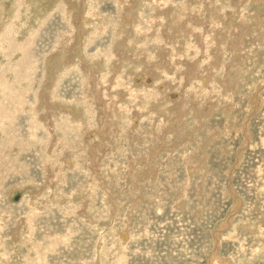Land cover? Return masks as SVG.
I'll use <instances>...</instances> for the list:
<instances>
[{
    "label": "rangeland",
    "instance_id": "rangeland-1",
    "mask_svg": "<svg viewBox=\"0 0 264 264\" xmlns=\"http://www.w3.org/2000/svg\"><path fill=\"white\" fill-rule=\"evenodd\" d=\"M215 259L264 264V0H0V264Z\"/></svg>",
    "mask_w": 264,
    "mask_h": 264
},
{
    "label": "bare ground",
    "instance_id": "bare-ground-1",
    "mask_svg": "<svg viewBox=\"0 0 264 264\" xmlns=\"http://www.w3.org/2000/svg\"><path fill=\"white\" fill-rule=\"evenodd\" d=\"M196 17V16H195ZM203 18V17H202ZM240 25V24H239ZM207 42V41H206ZM210 64V63H209ZM214 75V74H213ZM96 76V75H95ZM214 77V76H213ZM213 79V78H212ZM199 80V79H198ZM212 81V80H211ZM89 83V82H88ZM207 84V83H206ZM100 87V86H99ZM206 89V88H205ZM198 92V91H197ZM229 92V91H228ZM198 97V96H197ZM263 98V97H262ZM95 99H97V98H95ZM186 102V101H185ZM39 105V104H38ZM216 105V104H215ZM42 106V105H41ZM42 116V115H41ZM43 119H44V117H43ZM247 139V138H246ZM56 144V143H55ZM43 165V164H42ZM48 165V164H47ZM51 164H49V166H50ZM41 169V168H40ZM47 169V168H46ZM50 169V168H49ZM64 170V169H63ZM52 171V170H51ZM56 171V170H55ZM54 171V172H55ZM232 173V172H231ZM57 174V173H56ZM58 176V175H57ZM56 176V177H57ZM54 177H55V175H54ZM56 177H55V179H56ZM61 178V177H60ZM69 178V177H68ZM49 179V178H48ZM58 179V178H57ZM51 180V179H50ZM49 180V181H50ZM72 181V180H71ZM51 182V181H50ZM53 182H54V180H53ZM95 195V194H94ZM51 196V195H50ZM204 204V203H203ZM150 212H151V210H150ZM177 212V211H176ZM147 214V213H146ZM150 214V213H149ZM163 214H165V213H163ZM168 214V213H167ZM167 214H165L164 216L166 217V215ZM179 214V213H178ZM64 215V214H63ZM87 215V214H86ZM180 215V214H179ZM65 216V215H64ZM157 216H159V215H157ZM169 216H171V215H169ZM235 216V215H234ZM146 217V216H145ZM173 217V216H172ZM96 219V218H95ZM157 219V218H156ZM162 219V218H161ZM112 220V219H111ZM145 220V219H144ZM169 220H170V218H169ZM157 221H158V219H157ZM165 221V220H164ZM163 221V222H164ZM173 221H174V219H173ZM88 222V221H87ZM161 222H162V220H161ZM169 222V221H168ZM171 222V221H170ZM244 222V221H243ZM94 223V222H93ZM99 223V222H98ZM98 223H96V225L98 226ZM105 223V222H104ZM87 224V223H86ZM101 224V223H100ZM143 224V223H142ZM146 224V223H145ZM149 224V223H148ZM161 224V223H160ZM168 225H169V223H167ZM177 225H178V223H176ZM24 225V224H23ZM92 225V224H91ZM95 225V226H96ZM150 225H154V224H150ZM159 225V224H158ZM90 226V225H89ZM93 226V225H92ZM156 226V225H155ZM152 227V226H151ZM168 227H170V225L168 226ZM172 227V226H171ZM170 227V228H171ZM191 227V226H190ZM157 228H159V227H157ZM170 228H169V230H170ZM193 228V227H192ZM161 229V228H160ZM179 229V228H178ZM186 229V228H185ZM69 230V229H68ZM109 230V229H108ZM150 230V229H149ZM166 230H168V229H166ZM173 230V229H172ZM195 230V229H194ZM29 231V230H28ZM151 231V230H150ZM100 232V231H99ZM149 232V231H148ZM156 232V231H155ZM145 233H146V231H145ZM153 233V232H152ZM158 233V232H157ZM161 233H162V231H161ZM103 234V233H102ZM171 234V233H170ZM174 234V233H173ZM185 234V233H184ZM142 235V234H141ZM161 235V234H160ZM172 235V234H171ZM32 236V235H31ZM100 236H103V235H100ZM167 236H168V234H167ZM170 236V235H169ZM95 237H97V236H95ZM157 237V236H156ZM196 237H198V236H196ZM93 238V237H92ZM104 238V237H103ZM125 238V237H124ZM217 238V237H216ZM167 239H168V237H167ZM176 239V238H175ZM187 239V238H186ZM120 241V240H119ZM122 242H124V240H121ZM171 241V240H170ZM189 241V240H188ZM39 242H41V241H39ZM70 242V241H69ZM104 242V241H103ZM155 242V241H154ZM163 242H165V241H163ZM58 243V242H57ZM167 243V242H166ZM194 243H195V241H194ZM227 242H225V244H226ZM102 244V243H101ZM99 245V246H103V245ZM124 244V243H123ZM163 244V243H162ZM178 244V243H177ZM182 244V243H181ZM164 245V244H163ZM167 245V244H166ZM233 245H235V242H234V244ZM98 246V245H97ZM168 246V245H167ZM170 246V245H169ZM176 246V245H175ZM229 246V245H228ZM107 247V246H106ZM91 248V247H90ZM96 248V247H95ZM156 248H158V251H160L161 249H159L160 247H156ZM175 249V248H174ZM227 249V248H226ZM98 250V249H97ZM231 250V249H230ZM234 250V249H233ZM74 251V250H73ZM162 251V250H161ZM168 251V250H167ZM151 252H153V249H152V251ZM39 253V252H38ZM173 253V252H172ZM159 254H160V252H159ZM165 254V253H164ZM240 254V253H239ZM176 255H177V253H176ZM175 255V256H176ZM237 255V254H236ZM241 255V254H240ZM156 256H158L157 254H156ZM161 256V255H160ZM163 256V255H162ZM161 256V257H162ZM173 256V255H172ZM194 256V255H193ZM196 256H198V255H196ZM239 256V255H238ZM95 257V256H94ZM195 257V256H194ZM85 257H83V259H84ZM165 258L166 257H164L163 256V259L162 260H164L165 261ZM177 258H179V257H177ZM176 258V259H177ZM69 259V258H68ZM99 259V258H98ZM161 259V258H160ZM255 259V258H254ZM259 259V258H258ZM174 260V259H173ZM179 260V259H178ZM178 260H175V261H177L178 262ZM256 260V259H255ZM73 261V260H72ZM76 261V260H75ZM80 261V260H79ZM155 261H156V259H155ZM157 261L159 262V260L157 259ZM170 261H172V260H170ZM224 261V260H223ZM125 262V261H124ZM157 262V263H158ZM161 262V261H160ZM174 262V261H173ZM200 262V261H199ZM249 262V261H248ZM51 263V262H50ZM84 263V262H83ZM93 263V262H92ZM146 263H148V262H146ZM169 263V262H168ZM224 264V263H222L221 261H218L217 259H215L214 260V262H213V264ZM226 263V262H225ZM235 263V262H234ZM47 264V263H46ZM159 264H161V263H159ZM228 264V263H227Z\"/></svg>",
    "mask_w": 264,
    "mask_h": 264
},
{
    "label": "water",
    "instance_id": "water-1",
    "mask_svg": "<svg viewBox=\"0 0 264 264\" xmlns=\"http://www.w3.org/2000/svg\"><path fill=\"white\" fill-rule=\"evenodd\" d=\"M12 200H13V198H12ZM14 201H15V199H14Z\"/></svg>",
    "mask_w": 264,
    "mask_h": 264
}]
</instances>
